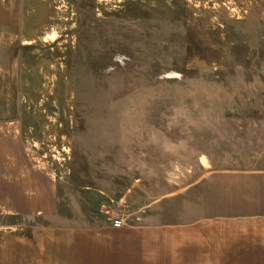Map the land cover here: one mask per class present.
<instances>
[{"label": "crops", "instance_id": "crops-1", "mask_svg": "<svg viewBox=\"0 0 264 264\" xmlns=\"http://www.w3.org/2000/svg\"><path fill=\"white\" fill-rule=\"evenodd\" d=\"M235 20L264 21V0H0V264H264V148L160 179L105 144L115 60L140 79L167 57L179 85L220 66Z\"/></svg>", "mask_w": 264, "mask_h": 264}, {"label": "rangeland", "instance_id": "rangeland-1", "mask_svg": "<svg viewBox=\"0 0 264 264\" xmlns=\"http://www.w3.org/2000/svg\"><path fill=\"white\" fill-rule=\"evenodd\" d=\"M225 42L218 68L189 66L179 85L159 78L176 76L164 72L176 66L167 57H153V69L140 79L131 71V57L123 60L124 66L115 60L108 83L107 159L126 163L138 155L141 164L147 160L156 165L149 172L160 179L185 172L193 179L215 169L212 175L226 176L245 165H259L264 148V21H231ZM133 93L142 95L138 104L132 103ZM171 112L180 113L182 120L171 119ZM176 160L182 168L173 167ZM144 170L140 174L148 175ZM156 203L164 206L161 199Z\"/></svg>", "mask_w": 264, "mask_h": 264}, {"label": "built area", "instance_id": "built-area-1", "mask_svg": "<svg viewBox=\"0 0 264 264\" xmlns=\"http://www.w3.org/2000/svg\"><path fill=\"white\" fill-rule=\"evenodd\" d=\"M121 218H119L118 216H116L113 220V224L114 225H120L121 224Z\"/></svg>", "mask_w": 264, "mask_h": 264}]
</instances>
